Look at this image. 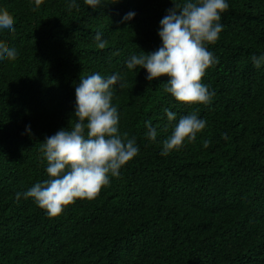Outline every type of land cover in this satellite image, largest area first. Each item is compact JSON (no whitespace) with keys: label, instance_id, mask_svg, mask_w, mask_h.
<instances>
[{"label":"trees","instance_id":"16d2710c","mask_svg":"<svg viewBox=\"0 0 264 264\" xmlns=\"http://www.w3.org/2000/svg\"><path fill=\"white\" fill-rule=\"evenodd\" d=\"M76 2L0 0L15 29L0 43L18 53L0 65V264H264V66L250 60L264 53V0H227L223 30L206 45L217 59L201 80L214 93L210 105L176 101L164 91L166 76L148 81L144 69L125 67L132 54L159 48L172 0H104L95 11ZM129 11L136 15L121 23ZM117 72L124 87H114L112 103L138 154L94 199L49 216L22 195L48 179L41 145L74 125L81 77ZM190 113L205 128L161 155Z\"/></svg>","mask_w":264,"mask_h":264},{"label":"clouds","instance_id":"9594fccd","mask_svg":"<svg viewBox=\"0 0 264 264\" xmlns=\"http://www.w3.org/2000/svg\"><path fill=\"white\" fill-rule=\"evenodd\" d=\"M118 2L112 0L111 3ZM42 3L43 0H34L37 8ZM83 3L95 11L104 5V0H83ZM172 4L159 21V48L132 54L125 61V67L136 72L144 69L148 81L166 76L164 91L176 101L210 105L214 93L201 80L205 70L217 63V59L206 45L215 44L219 38L223 30L221 15L229 4L227 0H183V3L172 0ZM67 7L72 9L79 5L76 0H69ZM135 15L134 11H129L120 22L130 21ZM14 31L9 13L0 9V35H11ZM94 40L99 49L105 48L100 32L95 34ZM17 56L15 47L0 43V65L6 60L15 61ZM250 60L254 67L261 68L264 53L252 55ZM116 86L124 87L118 72L107 77L99 73L81 77L75 86L77 119L74 125L45 137L41 151L47 162L48 179L34 184L22 195L32 198L49 216L61 214L65 206L77 198L94 199L100 189L110 183V177H118L120 169L138 154L135 137L129 138L119 129L118 109L112 103ZM164 113L169 122L176 120L175 112L165 108ZM205 126L206 121L195 113L181 116L171 135L162 142L160 154L178 151L185 141H194ZM145 128L147 139L155 141L156 128L149 121H145ZM25 133L31 134L30 125L25 126Z\"/></svg>","mask_w":264,"mask_h":264}]
</instances>
